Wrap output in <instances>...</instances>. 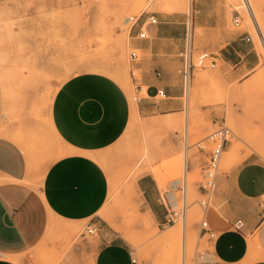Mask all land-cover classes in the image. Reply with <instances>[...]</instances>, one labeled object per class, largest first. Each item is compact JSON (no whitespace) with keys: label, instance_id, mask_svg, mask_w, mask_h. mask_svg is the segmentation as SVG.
I'll return each mask as SVG.
<instances>
[{"label":"rangeland","instance_id":"rangeland-1","mask_svg":"<svg viewBox=\"0 0 264 264\" xmlns=\"http://www.w3.org/2000/svg\"><path fill=\"white\" fill-rule=\"evenodd\" d=\"M222 1L225 11H215V17L224 16L226 29L230 31L249 32L258 57L256 69L239 79L222 61H217L214 69L191 67L190 80L186 83L189 89L186 92L185 87L183 95L179 73L184 66L182 58L173 66V74L162 78L171 84L169 88L181 91L180 97L171 96L169 100L157 97L151 99L153 105L150 103L160 106L171 102L174 109L154 115L140 111L136 120L130 116L121 138L98 156L108 175L110 190L97 215L73 223L50 220L41 239L16 257L18 263L91 264L98 249L115 239L132 251L131 258L138 264H183L182 252L187 247L193 248L192 258L190 256L187 262L204 264L200 254L206 256L211 245L206 237L199 235L203 214L198 186L206 158L198 144L210 149L208 136L218 123H224L232 137L220 158L218 176L231 171L247 157L264 163V0H251L252 6L248 5L250 0H243V4L241 0ZM187 5L188 0H0V98L3 104L13 111L26 95L35 93V98L40 100L39 107H44L60 84L85 73L105 75L119 81L120 86L127 82L135 103L147 98L142 71L130 62L131 52L138 55L139 63L144 53L132 45L131 23L126 24V21L130 17L137 18L143 11L180 12L186 16ZM235 15H238L239 26L233 24ZM251 19L256 22L252 23ZM201 38L194 40L193 51L191 41L188 42L190 57L187 60L194 64L197 55L205 51L197 50V46H207ZM131 70L137 74L132 76ZM53 139L54 147L61 153L62 148ZM233 147L235 151L230 152ZM184 174L188 205L184 220L190 225L184 235L181 229L179 234L165 241L162 237L170 232V227L178 228L184 220L164 226L153 221L149 223L151 230L144 229L141 222L147 214L133 186L138 178L150 175L165 194L169 185ZM67 225L75 229L73 234L61 233L60 227ZM128 239L136 242V246Z\"/></svg>","mask_w":264,"mask_h":264},{"label":"crops","instance_id":"crops-1","mask_svg":"<svg viewBox=\"0 0 264 264\" xmlns=\"http://www.w3.org/2000/svg\"><path fill=\"white\" fill-rule=\"evenodd\" d=\"M215 11H225L222 0H193L186 16L143 11L137 17L130 38L144 53L138 68L147 88V98L135 103L137 112L154 115L174 109L171 102L152 106L151 99L159 88L171 94L168 100L180 97L181 91L169 88L162 78L173 74L189 40L193 51L194 40L202 37L207 46L197 50L215 51L208 53L239 79L256 69L258 57L249 32L226 29L225 17H215ZM150 16L155 23L147 27L149 37L137 40L135 34ZM34 94L26 95L13 111L0 98V264H21L11 258L32 248L50 220L80 222L97 215L110 190L98 156L121 138L132 112L126 90L101 74L68 78L44 107ZM249 158L216 177L204 215L216 239L209 242L205 264H264V163ZM135 189L144 212L157 225H166L171 194H162L150 175L138 178ZM237 221L242 222L240 231L233 227ZM131 255L114 239L98 249L93 264H131Z\"/></svg>","mask_w":264,"mask_h":264},{"label":"built area","instance_id":"built-area-1","mask_svg":"<svg viewBox=\"0 0 264 264\" xmlns=\"http://www.w3.org/2000/svg\"><path fill=\"white\" fill-rule=\"evenodd\" d=\"M138 18L130 17L127 19L126 24L131 23L130 30L136 24ZM155 23L154 16H150L147 18L146 22L142 24V26L138 29V32L135 34V38L137 40H145L149 37L148 35V26H151ZM233 24L238 26L240 24L238 15L234 16ZM246 41H250V36H246ZM182 58L184 59V66L180 73L182 76V83H183V95L185 94V87L186 82L190 80V70L191 67H201L204 68L208 66L211 69L216 68L217 60L215 55L208 53V52H200L197 55L195 64L191 62V60H187L189 53L184 51ZM130 62L132 66L138 65V55L134 52L130 53ZM134 76L133 72L131 73ZM157 77L160 76L159 72L155 74ZM159 98L161 100L168 99L167 94L163 88H159L156 90L154 98ZM232 137V132L226 127L224 123H218L216 130L208 136V140L211 143V148L206 150L201 144H198V149L202 151L203 155L205 156L206 160L203 162L202 166V175L201 181L199 182L198 190L201 196L199 205L202 210L203 219L199 225V235L202 237H206L208 242H211L216 239V233L210 229L207 221L204 218L205 212L210 206V199L215 188V180L217 177V170L219 166V161L222 156V153L225 150L226 144L229 142L230 138ZM186 172V166H185ZM186 175L181 179H177L173 181L169 185V191L173 199V205L166 209V225L167 224H174L177 220H184L186 218L187 212V200H186ZM236 231H240L242 227V222L237 221L233 225ZM93 230H89V233H92ZM200 259L203 260L205 264V256L200 254ZM131 264H138L135 258H131Z\"/></svg>","mask_w":264,"mask_h":264},{"label":"bare ground","instance_id":"bare-ground-1","mask_svg":"<svg viewBox=\"0 0 264 264\" xmlns=\"http://www.w3.org/2000/svg\"><path fill=\"white\" fill-rule=\"evenodd\" d=\"M246 1V0H245ZM244 1V2H245ZM249 1V0H248ZM241 3L243 4V0H241ZM248 3V2H247ZM242 4H240V5H242ZM245 4V3H244ZM249 6H252V3H251V0H250V4H248ZM243 6V5H242ZM242 6H239V7H242ZM245 6V5H244ZM249 6H248V8H249ZM190 8H191V0H188V5H187V9H188V13L190 12ZM247 7H245V9H247V10H249ZM244 9V10H245ZM249 12V11H248ZM251 17V16H250ZM253 19H254V17H252ZM253 19H251L252 20V23H253V21H255V20H253ZM256 22V21H255ZM254 22V23H255ZM257 24V23H256ZM255 26V25H254ZM258 31V30H257ZM259 32H260V30H259ZM262 33V32H261ZM127 36V35H126ZM263 36V35H262ZM128 37V36H127ZM127 40V39H126ZM126 43V42H125ZM128 67V66H127ZM103 68V67H102ZM91 70V69H90ZM96 71V70H95ZM102 71V70H101ZM120 71V70H119ZM119 71H115V72H119ZM132 71V70H131ZM114 72V71H113ZM124 72V71H123ZM123 72H122V74H123ZM133 72V71H132ZM121 73V72H120ZM120 73H119V75H120ZM136 73V72H135ZM134 73V74H135ZM139 73V72H138ZM121 74V75H122ZM126 74H127V71H126ZM125 74V75H126ZM137 74V73H136ZM116 75V74H115ZM130 76V75H129ZM117 77H118V74H117ZM123 77V76H122ZM138 77V76H137ZM112 78H113V76H112ZM119 78H120V76H119ZM127 78V77H126ZM115 79H116V76H115ZM128 79V78H127ZM121 80H123V79H121ZM129 80H130V78H129ZM117 82H119V81H117ZM124 82V81H123ZM132 83V82H131ZM186 83H188V82H186ZM123 85L124 86H122L125 90H126V92H128V94L127 95H129L130 96V89H129V85H128V83L127 82H124L123 83ZM131 88H132V86H131ZM187 88L189 89V87H188V85L186 84V92H187ZM134 99V98H133ZM133 99H131V96H130V100H131V106H132V112H131V116H132V118L133 119H135V118H137V116H138V114H137V109H136V105H135V102L133 101ZM136 120V119H135ZM135 120H133V121H135ZM235 148L236 147H233V148H231V150H230V152H234L235 151ZM66 149H67V147H66ZM69 150V148L67 149V153L69 152L68 151ZM65 152V151H64ZM147 153V152H146ZM60 154H64V153H60ZM95 155V154H94ZM59 157H61V156H59ZM58 157V158H59ZM154 172V171H153ZM158 174V173H157ZM132 184H133V181H132ZM134 188H135V184H134V186H133ZM137 188V187H136ZM135 192V191H134ZM196 212V211H195ZM195 212H193V214L195 215L196 213ZM139 213V212H138ZM137 214V213H136ZM147 214V218L145 219V220H143L142 222H141V227L143 226L144 227V229H146V230H149L150 228V226H149V223L150 222H153L154 220H153V218L151 217V215L149 214V213H146ZM192 215V214H191ZM190 215V217H189V220H191L192 219V216ZM146 217V216H145ZM56 219H57V217H55ZM60 220V219H59ZM65 221V220H64ZM71 223V222H70ZM73 223V222H72ZM67 223H65V225H66ZM140 224V223H139ZM153 225V224H152ZM190 224H188V222L187 221H183V224L181 225V226H179L178 228H173V227H170V232L169 233H167L164 237H162V240H165V241H167L168 239H170L171 237H173V236H175L176 234H179L181 231V229H182V232H183V235L185 234V232H187L186 231V229L188 228V226H189ZM71 226V225H70ZM61 228V233L62 234H73L74 233V230L75 229H73V228H71V227H68V225H67V227H64L63 226V228L62 227H60ZM154 228V227H153ZM48 230H49V228H48ZM151 230V229H150ZM60 231L58 232V233H60ZM128 231V230H127ZM146 232V231H145ZM118 233H119V230H118ZM123 233V232H122ZM127 233H129V231L127 232ZM78 234V233H77ZM146 234V233H145ZM152 234V233H151ZM71 236V235H70ZM154 237V236H153ZM68 238V237H67ZM128 241L133 245V246H136V242H134L133 240H131V239H128ZM253 244V243H252ZM251 245V244H250ZM193 249V248H192ZM192 249L191 248H189V247H187L186 249H184L185 250V252H182V257H183V264H189V262H187L188 260H189V258H190V256L191 255H193V253H192ZM12 256H10L9 258H11ZM252 257V256H251ZM191 258H192V256H191ZM247 259H249V258H247ZM251 259V258H250ZM11 260H13V261H15V262H18V260H17V258L16 257H12L11 258ZM90 260H91V258H90ZM93 261V260H92ZM91 264H93V263H91Z\"/></svg>","mask_w":264,"mask_h":264}]
</instances>
